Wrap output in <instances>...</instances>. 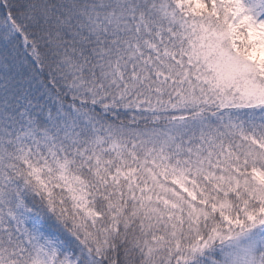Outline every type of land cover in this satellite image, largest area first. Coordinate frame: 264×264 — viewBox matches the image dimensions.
I'll list each match as a JSON object with an SVG mask.
<instances>
[{
	"label": "snow or ice",
	"instance_id": "snow-or-ice-1",
	"mask_svg": "<svg viewBox=\"0 0 264 264\" xmlns=\"http://www.w3.org/2000/svg\"><path fill=\"white\" fill-rule=\"evenodd\" d=\"M0 264H264V0H0Z\"/></svg>",
	"mask_w": 264,
	"mask_h": 264
}]
</instances>
